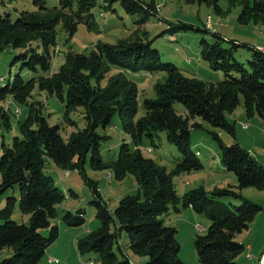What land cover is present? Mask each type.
<instances>
[{
  "label": "trees",
  "instance_id": "obj_1",
  "mask_svg": "<svg viewBox=\"0 0 264 264\" xmlns=\"http://www.w3.org/2000/svg\"><path fill=\"white\" fill-rule=\"evenodd\" d=\"M97 1L59 0L58 7L48 8L45 0H32L35 11H22L15 20L9 15L0 17V53L6 48L18 50L15 60L21 62L22 69L43 73L27 81L17 74L0 87V130L8 132L12 128L10 115L3 107L7 100L28 108L26 117L17 123L18 136L10 145L2 138L0 146V195L14 187L19 190L18 198L8 197L0 209V250L12 251L0 264H40L59 237V228L52 221L65 199L54 180L43 172L45 163L49 160L66 172L77 171L84 176L88 155L92 169L110 167L118 181L133 176L138 188L135 195L121 198L116 208L109 210L95 183L84 176L93 193L91 205L99 227L77 240L79 255L95 253L100 264H132L120 248L119 255L114 250L124 232L128 250L134 256L147 258L146 264H185L178 256L177 230L160 218L182 208L210 222L204 235L193 238L199 264H237V258L247 248L236 242V237L248 230L262 211L260 205L243 198L240 191L264 189V166L239 144L226 146L218 134L211 132L221 164L233 174L236 186L211 191L200 187L178 195L172 179L203 167L190 148L191 130L202 128L200 123H192L195 119L234 136V125L225 115L242 103L247 118L264 121V52L213 33L215 42L201 39L199 56L212 70L222 72L224 79L213 84L185 77L174 65L161 61L143 30L151 17H158L155 5L140 0H103L106 7L118 2L127 14L137 16L138 29L132 37L114 44L98 42L87 54L67 53L58 71L48 75L51 49L57 46L56 27L61 25L69 37L81 24L89 30L94 28L91 11ZM183 1L222 13L219 0ZM226 1L229 7L241 6L239 24H260L264 28V0ZM187 30L194 29L182 23L169 29L172 33ZM239 49L250 53L245 64L234 57ZM141 72L165 73L166 77L154 85L155 98L143 100L144 115L135 120L138 90L126 73ZM35 88L63 104V118L70 125L74 124L70 114L82 109L84 128L64 139L59 126L50 125L43 116L42 104L29 102ZM176 103L184 107L185 116L176 112ZM115 116L130 142L120 145L116 160L107 166L101 159V146L109 136L97 130L109 127ZM159 132H165L167 141L180 153L171 171L144 157L140 149L143 139L153 144ZM70 194L75 196L71 191ZM17 203L20 212L28 216L27 224L11 220ZM62 220L68 227L85 222L82 211L65 212ZM43 230L47 235L42 234ZM263 255L264 250L260 256Z\"/></svg>",
  "mask_w": 264,
  "mask_h": 264
},
{
  "label": "rangeland",
  "instance_id": "obj_2",
  "mask_svg": "<svg viewBox=\"0 0 264 264\" xmlns=\"http://www.w3.org/2000/svg\"><path fill=\"white\" fill-rule=\"evenodd\" d=\"M146 4L152 3L157 9L158 17H151L143 26L147 33V39L152 42V47L156 49L163 63L174 65L185 77H194L205 83H218L224 79L220 71L212 70L208 63L201 60L199 56V44L202 38L209 43L216 41L213 33L221 38L238 41L252 45L256 48L264 49V28L260 25H241L238 16L241 11L240 5L229 7L226 0H219L218 5L222 13H218L213 8L199 4H187L183 0H140ZM48 8H56L59 0H45ZM32 0H0V17L9 15L11 20H15L22 11H35ZM93 15L94 28L88 29L84 24L78 26L76 33L69 37L62 29L61 25L56 27L57 46L51 49V65L48 75L58 71L64 62V57L69 52L87 54L98 42L114 44L119 40L132 37L138 29L137 16L127 14L118 2L111 7H106L103 0H98L96 6L91 11ZM191 25L194 30L170 32L169 29L177 24ZM207 30V32H205ZM40 51V50H39ZM19 51L6 48L0 53V87L19 74L23 81H27L35 76L43 75L40 71L33 73L21 68V62L15 57ZM234 57L237 61L245 64L250 59V53L245 49H239ZM126 77L136 84L138 90V113L135 120L144 115L142 102L144 99L155 98L154 85L163 82L165 73L138 74L126 73ZM37 101L42 104V113L50 125H57L60 128L61 136L67 139L73 132L82 130L85 126L82 109H77L70 114V119L74 124L70 125L64 121V106L54 96H48L35 88L29 102ZM3 107L8 111L11 121V130L6 132L0 130V146L2 138L10 145L12 138L18 136L17 123L22 121L28 108L25 105H18L11 100H7ZM176 112L186 115V110L181 104L174 105ZM226 119L234 125V136L223 130L211 128L200 119H195L196 123L202 125L201 129H192L190 133V148L202 164V169L196 172L182 173L175 175L172 183L178 195L196 189L204 188L211 191L215 188L235 187L236 181L232 173L223 168L220 161V152L217 143L213 140L211 132L219 135L224 145L230 146L234 143L248 150L250 154L264 166V121L257 117L247 118L243 112L242 103L232 112L227 113ZM245 128V129H244ZM99 134H106L109 140L101 146L102 162L110 166L116 160L119 147L122 143H129V137L122 131L121 121L118 116L112 119L109 127L105 130H97ZM154 138V143L143 139L140 146L144 157L152 159L158 166L167 171L173 170L176 160L180 158V153L176 146L169 143L165 132H159ZM43 172L50 176L56 185L65 195L64 201L57 207L56 217L52 221L59 228L58 249L56 259L47 260L45 256L40 264H100L95 253L81 256L76 250L75 241L71 243V237L75 233L80 238L86 235V230L93 231L99 227L95 218V209L91 205L93 199L92 190L88 187L85 177L93 181L100 192L103 201L109 210H114L121 198L133 196L137 192V183L133 176L128 175L125 179L118 181L114 177L113 169L94 170L90 166V156H87L84 164V176L77 171H70L69 176H65L66 171L57 167L47 160ZM18 188L14 187L0 195V209L4 208L6 199L12 197L15 192L18 195ZM70 191L75 196L70 194ZM243 198L261 206L262 211L257 214L248 230L236 237V242L244 246L250 245L252 249L243 253H262L264 250V189L257 190L248 188L240 191ZM235 206L240 205L238 201H232ZM180 208V212L170 211L160 217L166 226L177 230L176 239L180 245L179 259L185 264H199L193 246V238L196 235H204L210 222L202 215L185 212ZM78 211L83 212L85 222L82 225L68 227L63 219L65 212L72 214ZM193 215V216H191ZM192 217H194L192 219ZM198 217V218H196ZM196 219V220H195ZM11 220L17 224H27L28 216L22 214L18 203L13 211ZM200 226V227H199ZM63 229L69 230L65 232ZM42 234L47 235L43 230ZM130 257L133 264H146L145 257L134 256L127 247V238L124 232L118 245L115 246V253L119 255V250ZM12 251L8 248L0 250V261L10 257ZM244 257V255H243ZM258 258V256H257ZM260 258V257H259ZM52 260H57L54 263Z\"/></svg>",
  "mask_w": 264,
  "mask_h": 264
},
{
  "label": "crops",
  "instance_id": "obj_3",
  "mask_svg": "<svg viewBox=\"0 0 264 264\" xmlns=\"http://www.w3.org/2000/svg\"><path fill=\"white\" fill-rule=\"evenodd\" d=\"M261 46H259L258 47V49H263V48H260ZM13 195L16 197V198H18L17 197V195L15 194V192L13 193ZM16 207V206H15ZM188 211H191L192 213H194L192 210H190V209H186L185 210V212H188ZM191 216H193V215H191ZM194 217H192V219H193ZM196 218H198V217H196ZM196 220V219H195ZM200 227V226H199ZM65 232H69V230H67V229H63ZM89 232V230H86V234ZM60 236V235H59ZM79 239V236L75 233V235L73 236V237H71V243L73 244L75 241H77ZM58 240L52 245V246H50L47 250H46V252H45V255H44V257L45 256H47L48 258H47V260H51V259H56V258H54V257H57V254L59 255V254H61V253H57V249H58ZM76 243V242H75ZM247 249H245V250H247L248 252L252 249V247L250 246V245H246L245 246ZM245 252V251H244ZM243 255H244V257H243ZM261 255V253L259 254V253H242L238 258H237V264H258V261H259V257H261L260 256ZM257 256H258V258H257ZM43 257V258H44ZM42 258V259H43ZM130 258V257H129ZM49 260V261H50ZM130 261H131V259H130ZM132 263V262H131ZM133 264V263H132Z\"/></svg>",
  "mask_w": 264,
  "mask_h": 264
},
{
  "label": "built area",
  "instance_id": "obj_4",
  "mask_svg": "<svg viewBox=\"0 0 264 264\" xmlns=\"http://www.w3.org/2000/svg\"><path fill=\"white\" fill-rule=\"evenodd\" d=\"M259 50H262V51H264V49H259ZM245 129V128H244ZM65 176L67 177V176H69V172H66L65 173ZM52 261H54V263H57L58 261L57 260H52ZM260 263V258H259V261H258V264ZM88 264H92L91 262L90 263H88Z\"/></svg>",
  "mask_w": 264,
  "mask_h": 264
},
{
  "label": "bare ground",
  "instance_id": "obj_5",
  "mask_svg": "<svg viewBox=\"0 0 264 264\" xmlns=\"http://www.w3.org/2000/svg\"><path fill=\"white\" fill-rule=\"evenodd\" d=\"M259 264H264V255L260 258V263Z\"/></svg>",
  "mask_w": 264,
  "mask_h": 264
}]
</instances>
